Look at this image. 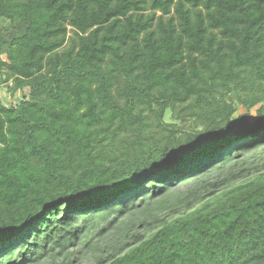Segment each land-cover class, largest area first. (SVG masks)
I'll use <instances>...</instances> for the list:
<instances>
[{"label":"trees","instance_id":"trees-1","mask_svg":"<svg viewBox=\"0 0 264 264\" xmlns=\"http://www.w3.org/2000/svg\"><path fill=\"white\" fill-rule=\"evenodd\" d=\"M259 148L264 0H0V264H264Z\"/></svg>","mask_w":264,"mask_h":264},{"label":"rangeland","instance_id":"rangeland-1","mask_svg":"<svg viewBox=\"0 0 264 264\" xmlns=\"http://www.w3.org/2000/svg\"><path fill=\"white\" fill-rule=\"evenodd\" d=\"M4 89L3 94L5 97L8 98V95H6ZM243 112L242 109L238 110V112L236 113V117ZM253 118L248 119V122H252ZM247 164L249 167V172L255 173L257 169L262 170L264 169V148H259L257 151L251 152L249 154H247ZM220 178H222V175L220 172L214 171L209 175V179L210 181H215L216 179L219 180ZM187 184V183H186ZM186 184H176L174 188H171V191H177L180 193H184L185 196V191L187 188ZM165 215V213L163 215H160L159 212H157L155 209L152 211H148L146 212L144 215L141 213L139 215V219H136L135 217L132 218L133 223H130V219H122V221H119L118 223H116V225L114 226V229L109 230L108 232H104L103 234H101V232L99 233L98 229L93 231L92 235L94 234V238L92 239L94 242H97L99 244V246L104 247V246H110V250L115 248L120 247L121 245L124 244V242L126 241V237L124 238V236L126 235V233L134 232V229H137L139 225H137L139 223V221H142L144 223V227H148V228H152L155 221H156V217H163ZM134 219V220H133ZM136 219V220H135ZM134 224H136L137 228H134ZM129 229L131 230L129 232ZM143 227L140 228L139 227V231H142ZM95 234H98L95 235ZM91 236V235H90ZM89 236V237H90ZM127 236V235H126ZM92 237V236H91ZM90 237V238H91ZM83 250L85 251V253H83ZM96 253L94 251H87L86 249L82 248V253H80L79 255L77 254V261L74 262V264H96L97 259L95 258Z\"/></svg>","mask_w":264,"mask_h":264},{"label":"water","instance_id":"water-1","mask_svg":"<svg viewBox=\"0 0 264 264\" xmlns=\"http://www.w3.org/2000/svg\"><path fill=\"white\" fill-rule=\"evenodd\" d=\"M195 202H196V201H195ZM195 202H194L193 204H195ZM193 204H192V205H193ZM192 205L188 206V207L185 209V211L188 210ZM185 211H184V212H185Z\"/></svg>","mask_w":264,"mask_h":264}]
</instances>
